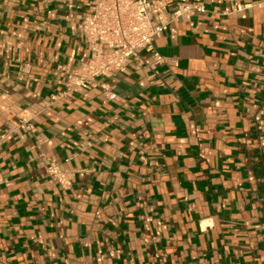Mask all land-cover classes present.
<instances>
[{"label": "crops", "instance_id": "crops-1", "mask_svg": "<svg viewBox=\"0 0 264 264\" xmlns=\"http://www.w3.org/2000/svg\"><path fill=\"white\" fill-rule=\"evenodd\" d=\"M89 1L0 0V264H264V0H160L157 76L77 92Z\"/></svg>", "mask_w": 264, "mask_h": 264}, {"label": "built area", "instance_id": "built-area-1", "mask_svg": "<svg viewBox=\"0 0 264 264\" xmlns=\"http://www.w3.org/2000/svg\"><path fill=\"white\" fill-rule=\"evenodd\" d=\"M191 10L189 6L180 5L171 18H166L160 0L89 1L80 22L87 60L76 74L66 73L68 87L77 92L87 90L96 79L108 78L132 60L138 63V69L148 68L157 76L156 68L164 58L154 46L155 37L163 33L173 35L172 20ZM198 10L203 12L202 8ZM142 53L151 57L150 64L141 59ZM104 91L109 99L116 98L111 88ZM22 122L27 124L28 121L23 119ZM48 171L61 189L70 187L66 173L52 166Z\"/></svg>", "mask_w": 264, "mask_h": 264}]
</instances>
